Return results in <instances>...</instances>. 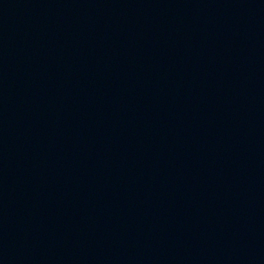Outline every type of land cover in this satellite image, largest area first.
<instances>
[{"label":"water","instance_id":"95a60500","mask_svg":"<svg viewBox=\"0 0 264 264\" xmlns=\"http://www.w3.org/2000/svg\"><path fill=\"white\" fill-rule=\"evenodd\" d=\"M0 264H264V0H0Z\"/></svg>","mask_w":264,"mask_h":264}]
</instances>
